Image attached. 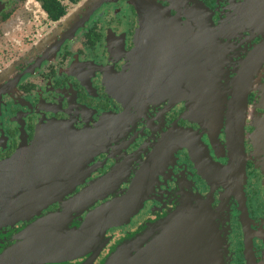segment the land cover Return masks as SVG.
Returning <instances> with one entry per match:
<instances>
[{"label": "flooded vegetation", "instance_id": "af4514ba", "mask_svg": "<svg viewBox=\"0 0 264 264\" xmlns=\"http://www.w3.org/2000/svg\"><path fill=\"white\" fill-rule=\"evenodd\" d=\"M137 39L134 90L123 73ZM263 43L264 0H0V160L49 121L71 125L62 147L43 144L51 152L38 196L58 199L0 227V248L42 216L65 209L58 225L78 229L132 193L141 204L128 223L86 236L90 249L59 263L100 264L120 239L200 195L220 209L230 264H264ZM245 72L242 120L233 101ZM233 123H243L247 217L200 167L202 155L227 164Z\"/></svg>", "mask_w": 264, "mask_h": 264}, {"label": "water", "instance_id": "95a60500", "mask_svg": "<svg viewBox=\"0 0 264 264\" xmlns=\"http://www.w3.org/2000/svg\"><path fill=\"white\" fill-rule=\"evenodd\" d=\"M136 41L129 71L123 73V76L131 75L134 90L139 89L140 46L138 39ZM259 52L264 53V43ZM247 82L245 72L242 79L237 81L242 83L240 90L244 92H237L233 101L234 111L238 115L242 113V120L247 110ZM70 128L69 123L49 121L38 128L32 144L25 143L13 156L0 160V227L29 218L31 214H40L48 203L58 199L38 196L44 193L41 190L43 181H38V176L45 174V168H42L46 163L44 154L51 152L44 149L43 144L50 142L62 147L61 143L65 142L64 136L69 134ZM200 158V167L206 177L233 193L240 203L243 217H247V155L243 141V123L240 126L232 124L227 164L214 162L210 155L209 158L203 155ZM32 169L34 175L31 181L29 174L32 175ZM138 186L139 183H136L135 187ZM130 194L128 198H115L100 205L88 214L78 229H64L62 225H58L63 222L65 209L40 217L15 235L16 243L0 248V264H59L77 257L86 236H102L108 228L128 223L136 215L141 202L134 201L132 204L134 198ZM128 201L131 205L125 209ZM245 223L247 224L246 221ZM80 236L82 241L79 240ZM246 240L248 247V231ZM66 248H73L72 251L75 252L66 253ZM88 249L83 248L82 251ZM79 264H94V261L89 258ZM100 264H230L228 236L220 209L213 206L209 198L200 195L185 196L166 216L150 220L120 239ZM248 264H254V261L249 258Z\"/></svg>", "mask_w": 264, "mask_h": 264}, {"label": "rangeland", "instance_id": "374dc122", "mask_svg": "<svg viewBox=\"0 0 264 264\" xmlns=\"http://www.w3.org/2000/svg\"><path fill=\"white\" fill-rule=\"evenodd\" d=\"M17 25H19L20 26V24L19 23H17ZM9 33L12 35H10V39H12L13 38V36H17L18 35V33H19V30H18V26H12V29L11 30H9ZM9 37V36H8ZM6 40H5V38H4V40L3 41H1V44H5L4 42H5ZM14 47H17V46H14Z\"/></svg>", "mask_w": 264, "mask_h": 264}]
</instances>
